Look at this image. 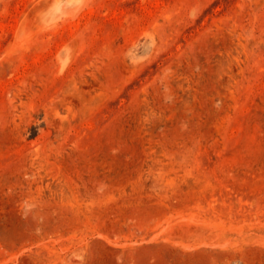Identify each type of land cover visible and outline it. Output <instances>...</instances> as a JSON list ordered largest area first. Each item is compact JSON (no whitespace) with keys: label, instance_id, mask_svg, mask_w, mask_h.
Listing matches in <instances>:
<instances>
[{"label":"rangeland","instance_id":"374dc122","mask_svg":"<svg viewBox=\"0 0 264 264\" xmlns=\"http://www.w3.org/2000/svg\"><path fill=\"white\" fill-rule=\"evenodd\" d=\"M0 264H264V0H0Z\"/></svg>","mask_w":264,"mask_h":264}]
</instances>
